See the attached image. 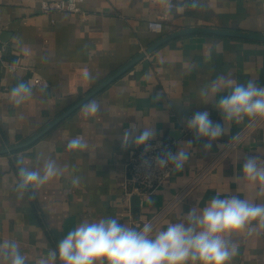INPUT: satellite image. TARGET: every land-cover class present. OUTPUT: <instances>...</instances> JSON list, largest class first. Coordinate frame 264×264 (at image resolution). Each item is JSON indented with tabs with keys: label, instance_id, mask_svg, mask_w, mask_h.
<instances>
[{
	"label": "crops",
	"instance_id": "obj_1",
	"mask_svg": "<svg viewBox=\"0 0 264 264\" xmlns=\"http://www.w3.org/2000/svg\"><path fill=\"white\" fill-rule=\"evenodd\" d=\"M41 1L0 0V42L5 45L0 58V149L33 137L171 33L207 27L264 36V0H83L76 14L42 13ZM155 18L163 20L161 33L147 27ZM221 76L264 86V41L195 31L176 35L36 141L0 154V245L14 240L26 264H39L70 229L85 221L113 217L138 228L151 222L160 230L191 209H202L217 193L264 203L256 186L242 178L247 157L264 164V120L223 121L215 102L229 90L206 100L200 96L202 88ZM33 77L41 82L35 84ZM21 82L31 86L33 95L16 106L10 92ZM92 102L100 110L86 113ZM203 111L225 127V135L208 151L186 127L194 113ZM133 126V137L150 127L155 132L150 141L173 142V153L182 144L189 159L182 171L172 170L156 193L126 198V160L131 151L143 148L134 139L124 144V133ZM74 137H82L84 147L69 151L67 143ZM19 158L32 169L52 159L62 175L18 191ZM231 241L238 251L229 264H264V228L254 222L251 235L246 229Z\"/></svg>",
	"mask_w": 264,
	"mask_h": 264
},
{
	"label": "clouds",
	"instance_id": "obj_2",
	"mask_svg": "<svg viewBox=\"0 0 264 264\" xmlns=\"http://www.w3.org/2000/svg\"><path fill=\"white\" fill-rule=\"evenodd\" d=\"M228 89L227 95L215 102V108L224 122L239 124L246 118L250 122L264 120V86L249 80L246 84L217 77L200 90L207 99ZM33 95L30 85L21 82L11 89L10 99L20 106ZM95 102L85 106V112L99 111ZM187 129L196 141H204L206 151L214 142L225 135V127L214 123L209 112H196L186 121ZM135 126L126 131L124 144L134 139L136 146L144 152L151 149L149 143L155 136L150 127H145L133 137ZM191 146L192 141L185 142ZM84 147L82 137H74L67 143L69 151ZM189 153L182 147L173 153L165 152L155 158L156 167L179 172L184 169ZM19 183L17 190L25 192L35 189L62 175V170L52 159H47L39 168H28L23 158L17 160ZM242 178L256 186L258 196H264V164L255 156H249L242 166ZM73 183H78L74 180ZM264 228V203L241 199L236 195L221 198L217 193L202 209H191L178 222L168 223L165 229L156 230L151 222L142 227H131L117 218L104 217L95 222H83L70 229L59 240L56 248L49 249L39 264H229L237 254L231 241L235 233L248 230L251 235L253 224ZM0 264H26L25 256L14 240L0 245Z\"/></svg>",
	"mask_w": 264,
	"mask_h": 264
},
{
	"label": "built area",
	"instance_id": "obj_3",
	"mask_svg": "<svg viewBox=\"0 0 264 264\" xmlns=\"http://www.w3.org/2000/svg\"><path fill=\"white\" fill-rule=\"evenodd\" d=\"M83 0H42L39 10L42 13H53L67 11L71 13H80V3ZM54 20L51 19V22ZM163 20L161 18L151 19L147 22L149 31L153 33H161L163 30ZM5 50V45L0 42V58L2 52ZM5 67L13 68V65L4 63ZM33 82L38 84L41 82L39 77H33ZM244 133H240L237 138L229 143L228 146H233ZM151 149L144 152L141 150H133L129 153L125 163L126 178L122 183L123 195L129 198L132 195L139 197L152 195L161 189L172 174V166L167 168H157L155 158L163 155L165 152H173V142L164 140H154L149 142ZM204 172H207L205 170ZM203 172V173H204ZM199 177V176H198Z\"/></svg>",
	"mask_w": 264,
	"mask_h": 264
},
{
	"label": "water",
	"instance_id": "obj_4",
	"mask_svg": "<svg viewBox=\"0 0 264 264\" xmlns=\"http://www.w3.org/2000/svg\"><path fill=\"white\" fill-rule=\"evenodd\" d=\"M188 31H195V32H207V33H214L224 36H233V37H240V38H248V39H254V40H261L264 41V36L256 35V34H250V33H242V32H235V31H228V30H222V29H215V28H205V27H195L191 29H185L183 31H178L175 33H171L164 38L160 39L153 45L147 47L144 49V51L140 52L137 56H135L133 59H131L128 63H126L123 67L118 69L115 73H113L111 76H109L107 79H105L103 82H101L99 85L94 87L91 91H89L86 95L81 97L78 101H76L73 105H71L66 111H64L61 115H59L57 118H55L52 122H50L48 125H46L43 129H41L38 133H36L33 137L28 139L27 141L12 145L8 148L0 149V154L8 153L11 151H16L19 149H22L34 141H36L39 137H41L45 132H47L51 127H53L55 124H57L59 121L66 118L72 111L77 109L81 104H83L86 100H88L90 97H92L95 93H97L99 90H101L104 86H106L108 83L116 79L118 76L123 74L125 71H127L133 64H135L138 60L143 58L146 54L150 53L155 47L166 41L167 39L173 38L176 35H179L184 32ZM132 200L137 201L138 197L133 196Z\"/></svg>",
	"mask_w": 264,
	"mask_h": 264
}]
</instances>
